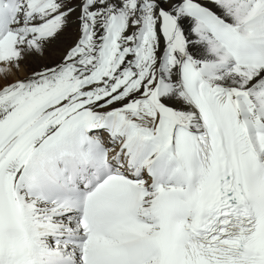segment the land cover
<instances>
[{
    "label": "snow or ice",
    "instance_id": "6c2138e0",
    "mask_svg": "<svg viewBox=\"0 0 264 264\" xmlns=\"http://www.w3.org/2000/svg\"><path fill=\"white\" fill-rule=\"evenodd\" d=\"M0 264H264V0H0Z\"/></svg>",
    "mask_w": 264,
    "mask_h": 264
},
{
    "label": "bare ground",
    "instance_id": "6f19581e",
    "mask_svg": "<svg viewBox=\"0 0 264 264\" xmlns=\"http://www.w3.org/2000/svg\"><path fill=\"white\" fill-rule=\"evenodd\" d=\"M31 71V67H26V66H21L20 68V71H19V76L23 77L25 75H27V73ZM12 79H16L17 76L15 74V72H13L12 76H11Z\"/></svg>",
    "mask_w": 264,
    "mask_h": 264
}]
</instances>
